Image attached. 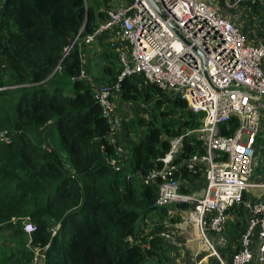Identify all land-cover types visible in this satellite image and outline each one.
<instances>
[{"label":"trees","instance_id":"1","mask_svg":"<svg viewBox=\"0 0 264 264\" xmlns=\"http://www.w3.org/2000/svg\"><path fill=\"white\" fill-rule=\"evenodd\" d=\"M240 5L252 14L264 12L258 3ZM100 7L98 0H0V103L7 105L12 127L3 131L10 142H0L6 146L0 151V264H32L34 248L44 250L42 264H171L160 237L168 206H156L157 186L145 179L163 168L172 139L183 140L177 162L204 153L202 142L188 135L202 116L141 75L118 81V72L102 68L120 99L148 114L147 122L137 114L133 122L112 128L94 99L95 86L80 77L84 49L112 44L106 41L109 32L84 43L107 20ZM118 47L111 50L117 57ZM133 126L145 129L138 141L131 138ZM236 128L235 118L218 127L223 137ZM32 132L40 144L31 143ZM262 134L264 120L257 152L264 151ZM172 178L203 182L185 168ZM33 194L42 199L34 203ZM57 205L62 211L53 213ZM230 215L237 217L226 228L232 224V231L243 233L244 207ZM172 217L168 225L178 224ZM25 224L34 228L31 235L23 232Z\"/></svg>","mask_w":264,"mask_h":264},{"label":"built area","instance_id":"2","mask_svg":"<svg viewBox=\"0 0 264 264\" xmlns=\"http://www.w3.org/2000/svg\"><path fill=\"white\" fill-rule=\"evenodd\" d=\"M221 1L227 9L241 3L264 6V0ZM238 21L217 0L213 4L210 0H132L110 10L107 20L84 42L90 44L119 29L111 40V47L120 45L118 81L141 75L145 83L180 99L189 111L202 116L199 128L188 135L202 142L204 153L177 162L183 140L172 139L161 159L163 168L145 179L146 184L157 186L156 206L187 205L182 212H187L201 238L198 248L209 251L214 264H264V178L252 181L255 145L264 120V36L250 43ZM113 90L118 92V86L96 92L94 99L115 129ZM232 118L237 122L233 135L221 136L218 127ZM7 141L0 132V142ZM180 168L199 174L203 181L199 195L181 191L185 186L180 185V178H172ZM239 205L244 207L245 226L238 249L226 258L223 253L229 242L222 236L234 217L230 210ZM163 228L160 237L172 241L169 226ZM24 231L31 235L34 228L26 224ZM208 236H217L220 253ZM32 252V264H37L34 258L42 261L43 249Z\"/></svg>","mask_w":264,"mask_h":264},{"label":"rangeland","instance_id":"3","mask_svg":"<svg viewBox=\"0 0 264 264\" xmlns=\"http://www.w3.org/2000/svg\"><path fill=\"white\" fill-rule=\"evenodd\" d=\"M98 1L101 3L100 11L104 13L105 12L109 13L110 10L117 9L122 5H127L131 3L128 0H98ZM210 2L213 4L215 0H210ZM217 2L218 4L223 6L224 12H226L228 15L239 18V21L241 22L240 26L244 27L247 31H249L247 35L250 37L249 39L250 43H257V41L260 38H262V36H264V12L263 11L260 10L257 13L252 14L250 10H248L244 6H241L240 4L238 5V7L227 9L225 8V5L221 0H217ZM244 14L248 16L246 17L248 19L242 18ZM109 35L111 36L108 37L106 41L110 43V41L112 40L115 34L110 33ZM85 45H88V44H85ZM111 50L113 49L112 47H110L109 44L104 45V47H102L101 44L98 46H96V44H93L92 46H89L87 49H84L83 51L82 56L84 58V65H85L83 68V78L89 80L95 86L96 92H99L101 90L108 89V88L111 89L115 86L114 83L112 85L109 84L110 79L104 74L102 68H108L112 72H118L116 80H118L122 72L121 67L119 65L117 54L115 53V51H111ZM95 56H97V59H93ZM91 59H92V64L90 65ZM88 65H90V69L88 71L91 74L89 78H86L87 76L86 66L88 67ZM167 95L171 97V95L169 94ZM112 102L114 105V118L118 121V124L116 125L117 129L121 125L122 122H126V123L133 122L137 114L141 118H144L146 122L148 121V114L144 112H140L141 110H139L138 108L139 106L136 107L133 104L123 102L120 99L118 92L116 90H113ZM6 106L7 105L5 103H0V132L12 130ZM144 130H145L144 127L134 128L133 126L131 138L134 141H138L140 137L137 134H139L140 131L142 132ZM190 134H193V133H190ZM28 137L31 139V143L40 144L39 137L36 132L35 133L32 132L30 135H28ZM10 139H12V142L16 143V134L11 132ZM260 139H264V134H262ZM5 149H6L5 145L0 146V151H3ZM262 150H264V147L262 148ZM126 152L127 151L122 152L124 157H126V154H125ZM114 162H116V160ZM254 163L256 165L255 166L256 172H254L252 181L259 182L261 178H264V151L261 152L260 150L259 152H257L255 148ZM180 185L185 186V188L189 191L188 194L199 195L202 190V183H200L199 180H196L193 182H186L184 180H180ZM42 196L43 194H41L40 196H36L33 194L31 195L30 198L35 199L34 203H38L42 199ZM61 208H62L61 205L55 206L53 213L62 211ZM166 209H167L166 216L160 220L161 222H163L162 224L163 227L165 226V224L167 225L169 224L168 223L169 217L173 216L172 218L174 220H176L175 217H178L179 218L178 223L181 221L179 224L176 223L177 225L175 228L174 226L172 227L171 225H169L170 229H167V232L173 236L172 241L170 239L164 242L165 243L164 245L167 248L166 253L169 258L170 263L180 264L178 263L180 262L179 260L184 261L186 259L188 262H190V264H195V262L197 263L200 262L202 264H214L215 261L213 258L210 257V252L207 250H203V249L201 250L198 248V240L200 237L195 234V227L192 225V223L188 221L187 212L184 213L180 211L179 209L175 208L174 204L168 205ZM236 217L235 216L232 217L230 223L235 222ZM13 221L17 222L15 220ZM181 223L182 225H180ZM244 226H245V221L243 222L241 220L242 231H243ZM153 227H154V223L150 222L149 228L151 229ZM22 230L25 233L24 228ZM241 234H236L234 231H232V224H230L226 228L225 235L222 236V238L224 239L226 238L229 242L228 251L226 252V256H225L226 258H228L231 255L233 249L234 250L238 249V246H239L238 240ZM208 239L209 241L213 243L217 253H220L221 249H218V247L216 246L217 236H208ZM7 250L9 252L11 249H7ZM34 259H35V263L37 264L41 263V260L37 258H34ZM192 259H194V261H192Z\"/></svg>","mask_w":264,"mask_h":264},{"label":"crops","instance_id":"4","mask_svg":"<svg viewBox=\"0 0 264 264\" xmlns=\"http://www.w3.org/2000/svg\"><path fill=\"white\" fill-rule=\"evenodd\" d=\"M169 226V225H168ZM172 227L174 226V228L176 227V225H171ZM170 229V228H169ZM189 243V242H188ZM180 262H178V263H180V264H190V262H188L186 259L184 260V261H181V260H179ZM174 264V263H173ZM252 264H257L256 263V261H253V263Z\"/></svg>","mask_w":264,"mask_h":264},{"label":"water","instance_id":"5","mask_svg":"<svg viewBox=\"0 0 264 264\" xmlns=\"http://www.w3.org/2000/svg\"><path fill=\"white\" fill-rule=\"evenodd\" d=\"M149 1H150V0H149ZM152 6H153L154 8H156L153 4H152ZM176 34H177L179 37H181V36L179 35L178 32H176ZM70 49H71V47H69V48L65 51V55L69 52ZM71 82H72L71 79H69V80L67 81L68 84H70Z\"/></svg>","mask_w":264,"mask_h":264},{"label":"clouds","instance_id":"6","mask_svg":"<svg viewBox=\"0 0 264 264\" xmlns=\"http://www.w3.org/2000/svg\"><path fill=\"white\" fill-rule=\"evenodd\" d=\"M176 225V224H175Z\"/></svg>","mask_w":264,"mask_h":264}]
</instances>
